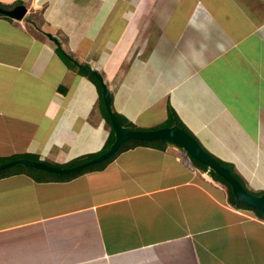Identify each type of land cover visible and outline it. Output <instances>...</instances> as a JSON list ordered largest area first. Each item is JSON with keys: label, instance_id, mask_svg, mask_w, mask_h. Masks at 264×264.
Instances as JSON below:
<instances>
[{"label": "crops", "instance_id": "1", "mask_svg": "<svg viewBox=\"0 0 264 264\" xmlns=\"http://www.w3.org/2000/svg\"><path fill=\"white\" fill-rule=\"evenodd\" d=\"M22 1V19L0 16V156L65 163L105 144L98 87L63 49L137 127L170 105L264 191V0ZM0 264H264V219L177 145H137L67 181L0 178Z\"/></svg>", "mask_w": 264, "mask_h": 264}, {"label": "water", "instance_id": "2", "mask_svg": "<svg viewBox=\"0 0 264 264\" xmlns=\"http://www.w3.org/2000/svg\"><path fill=\"white\" fill-rule=\"evenodd\" d=\"M27 7L25 4H17L12 8L0 7V13H5L12 18L22 19L25 16ZM47 36L52 39L57 45H59L58 39L51 33H47ZM67 57L78 67L85 69L86 71L94 74L99 80L102 87V97L105 103L112 128L114 130L115 139L111 144L110 148L106 151L87 159L83 162L75 164L73 166H59L46 163L43 160H34L26 157L15 158L6 162L0 163V169L6 168L15 164H23L27 166H33L39 169H43L50 172L69 174L78 171L84 167H87L94 163H99L106 158L112 156L119 147L126 141L130 139L136 140H153V139H166L179 145L188 155L207 165L209 169L214 170L216 173L225 178L231 185L233 194L236 200L244 202L245 204L259 209L264 215V194H255L249 191L242 182L231 172L229 167L220 163L215 157L210 155L198 141V139L193 136L190 132L180 127L177 124L171 126H162L157 128L141 129V128H128L121 125L114 115L111 106V91L104 79L103 74L83 63H80L76 58L66 53Z\"/></svg>", "mask_w": 264, "mask_h": 264}, {"label": "trees", "instance_id": "3", "mask_svg": "<svg viewBox=\"0 0 264 264\" xmlns=\"http://www.w3.org/2000/svg\"><path fill=\"white\" fill-rule=\"evenodd\" d=\"M21 3H23V1L22 0H18V1H16V3H14V6L17 5V4H21ZM0 7L11 8L12 5H5L3 3H0ZM0 16H5V17H9L10 18V16L5 14V13H0ZM59 53H60L61 57L69 65L75 66L70 61V59L66 56V54L64 52H62L60 49H59ZM85 65L89 66L88 64H85ZM78 70H79V72L81 74L88 75L92 79V81L97 85L98 90H99V94H100L99 105H100V108H101V111H102L104 117L106 118V120L109 122V125L111 126V130H110L109 136H108L105 144L103 145V147L99 151L81 155V156H79L77 158H74V159H72V160H70L68 162H65V163H51V162H46L45 161L46 163H49V164L59 165V166H73V165L78 164L80 162H83V161H85L87 159H90V158H92L94 156H97L98 154L102 153L103 151L109 149L111 144L113 143V141L115 139L114 130L112 128L111 121H110V118H109L105 103L103 101L102 87H101V84H100L99 80L97 79V77L94 74L86 71L85 69H82V68L79 67ZM111 106H112V104H111ZM113 112H114L115 117L117 118V121L121 125H123L125 127H128V128H140V127H137L135 124H133L131 121H129L125 116H123L120 113H118L117 111H115L114 109H113ZM174 124L179 125L180 127L184 128L185 130L190 132L193 136H195L190 131V129L185 125V123L181 120V118L178 116V114L173 109V107H171L170 105L168 106V109H167V118H166V120L163 123H161L160 125H158L156 127H152L151 129L157 128V127H162V126H171V125H174ZM170 144L177 145L174 142H171V141L166 140V139H161V138L153 139V140L130 139V140L124 142L119 147V149L112 156H110L109 158H106L105 160H103V161H101L99 163L91 164V165H89L87 167H84V168H82V169H80L78 171H75V172H72V173H69V174L55 173V172H50V171H46V170H43V169H39V168H36V167H33V166H27V165H23V164H15V165L0 169V178L5 177V176H9V175H12V174L23 173V174L29 175L31 178H33L34 180H36L38 182L67 181V180H70L73 177H75V176H77V175H79L81 173H85V172L92 171V170L103 169L105 167V165L108 162H110L116 156L117 153L122 152V151H124L126 149H129V148L135 147L137 145H149V146H153V147L159 148L161 150H164ZM203 148L205 149L204 146H203ZM205 150L210 155L215 157L220 163H222L223 165L229 167L231 172L246 187V185L243 182L242 178L240 177V175L238 173H236V171H235V169H234L232 164H230V163H228V162L216 157L211 152H209L207 149H205ZM20 157H26V158L34 159V160H40V156L38 154L31 153V152H24V153H16V154L9 155V156H0V163L9 161V160H12V159H15V158H20ZM192 161L195 164V166L203 169L204 171H209V174L214 179L222 182L226 186L228 201H229L230 204H232L233 206H235L237 208L251 210L256 215H258V216H260L261 218L264 219V215L262 214V212L259 209L255 208V207H252V206H249V205L245 204L244 202L236 200L235 195L232 192L231 185L225 178H223L221 175L216 173L214 170L209 169L207 165H205V164H203V163H201V162H199V161H197V160H195L193 158H192ZM249 191H251V190H249ZM251 192H253L255 194H264V191H261V192L251 191Z\"/></svg>", "mask_w": 264, "mask_h": 264}, {"label": "rangeland", "instance_id": "4", "mask_svg": "<svg viewBox=\"0 0 264 264\" xmlns=\"http://www.w3.org/2000/svg\"><path fill=\"white\" fill-rule=\"evenodd\" d=\"M62 52H64L65 54H66V52L63 50V49H60ZM67 55V54H66ZM24 90V92L26 91V89L24 88L23 89ZM27 95V94H26ZM28 96V95H27ZM24 101H25V106H24V108L22 109V111L24 112L23 113V115H25V114H28L29 113V111H31V110H29L30 109V107H31V105L29 104V103H32L33 102V100H32V98L31 97H26V96H24ZM3 111H5V110H3ZM30 114V113H29ZM105 118V117H104ZM106 119V118H105ZM1 121V120H0ZM99 121V120H98ZM10 122V124H9V127H11L12 128V130H14L15 129V126H16V124L13 122V121H9ZM107 123H109L108 121H107ZM96 125L99 127V124L98 123H96ZM111 126L109 125V128H110ZM108 129V128H107ZM13 134H15L14 132H12ZM11 136H14V135H11ZM106 151V150H105ZM104 152V151H103ZM46 162H49V161H46Z\"/></svg>", "mask_w": 264, "mask_h": 264}, {"label": "clouds", "instance_id": "5", "mask_svg": "<svg viewBox=\"0 0 264 264\" xmlns=\"http://www.w3.org/2000/svg\"><path fill=\"white\" fill-rule=\"evenodd\" d=\"M13 7H14V6H13ZM175 144H176V143H175ZM177 146L180 147L179 145H177ZM180 148H181V147H180ZM181 150L184 151L182 148H181ZM184 152H185V151H184ZM185 153H186V152H185ZM186 156L189 157L190 159H192V158L188 155V153H186ZM41 160H42V159H41ZM43 161H44V160H43ZM191 164H192V163H191Z\"/></svg>", "mask_w": 264, "mask_h": 264}, {"label": "bare ground", "instance_id": "6", "mask_svg": "<svg viewBox=\"0 0 264 264\" xmlns=\"http://www.w3.org/2000/svg\"><path fill=\"white\" fill-rule=\"evenodd\" d=\"M156 21V20H155ZM178 21V20H177ZM175 27V26H174Z\"/></svg>", "mask_w": 264, "mask_h": 264}]
</instances>
